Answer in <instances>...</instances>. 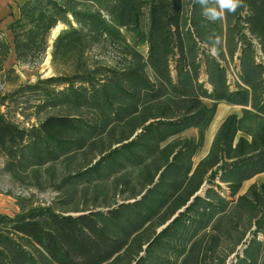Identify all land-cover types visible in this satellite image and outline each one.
<instances>
[{"label": "trees", "instance_id": "trees-1", "mask_svg": "<svg viewBox=\"0 0 264 264\" xmlns=\"http://www.w3.org/2000/svg\"><path fill=\"white\" fill-rule=\"evenodd\" d=\"M9 29L1 64L51 46L56 72L0 96L36 119L0 110L4 171L56 195L0 213V264H264V182L240 193L264 173V0L215 22L195 0H26ZM222 102L241 112L196 163Z\"/></svg>", "mask_w": 264, "mask_h": 264}, {"label": "rangeland", "instance_id": "rangeland-1", "mask_svg": "<svg viewBox=\"0 0 264 264\" xmlns=\"http://www.w3.org/2000/svg\"><path fill=\"white\" fill-rule=\"evenodd\" d=\"M10 21L11 19L0 20V37L8 42H12V35L9 29ZM63 27L64 24H59L52 31L50 45L52 44L54 37ZM51 49L52 47L50 46L45 56L29 64H23L16 61L15 53L11 50L3 64L0 63V96L9 95L20 89L22 86L35 83L40 78L54 75L56 71L51 63ZM27 99L28 97L24 95H20L17 99H13V101L12 99H8L6 104L1 106L0 110L8 119L16 124H19L22 127H29L36 122V119L32 113L34 110L32 103L27 101ZM240 112L241 106L239 105H232L225 102L218 104L216 111L217 114H215L216 116L213 118V121L206 132L205 144L194 158L196 163L208 152L215 132L218 130L223 119L228 114ZM220 113L221 117L219 116ZM194 134L195 130L190 129L185 131L183 136H191ZM4 165L5 157L0 154V213L8 215H14L17 213L20 209L17 204L18 196L28 198L30 200L28 203L32 202L35 205L49 204L54 200L56 193L51 189L39 191L32 187L26 188L20 186L4 171ZM255 181L264 182V173L246 181L243 184L240 193H243L249 185Z\"/></svg>", "mask_w": 264, "mask_h": 264}, {"label": "clouds", "instance_id": "clouds-1", "mask_svg": "<svg viewBox=\"0 0 264 264\" xmlns=\"http://www.w3.org/2000/svg\"><path fill=\"white\" fill-rule=\"evenodd\" d=\"M195 2L201 6L203 16L210 22L221 19L225 12L235 13L243 4V0H195ZM215 52L214 48L213 54Z\"/></svg>", "mask_w": 264, "mask_h": 264}, {"label": "crops", "instance_id": "crops-1", "mask_svg": "<svg viewBox=\"0 0 264 264\" xmlns=\"http://www.w3.org/2000/svg\"><path fill=\"white\" fill-rule=\"evenodd\" d=\"M26 0H0V20L11 19L19 16V6ZM10 21V22H11Z\"/></svg>", "mask_w": 264, "mask_h": 264}, {"label": "bare ground", "instance_id": "bare-ground-1", "mask_svg": "<svg viewBox=\"0 0 264 264\" xmlns=\"http://www.w3.org/2000/svg\"><path fill=\"white\" fill-rule=\"evenodd\" d=\"M221 108H223V107H221ZM219 110H220V108H219ZM222 111H223V110H222ZM216 114H217V113H216ZM215 116H216V115H215ZM215 116H214V117H215ZM219 116L221 117V113H220ZM215 120H216V119H215ZM213 126H214V125H213ZM214 128H215V127H214ZM214 131H215V130H214ZM212 133H214V132H212ZM212 133H211V134H212ZM215 133H216V132H215Z\"/></svg>", "mask_w": 264, "mask_h": 264}]
</instances>
